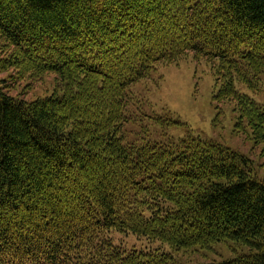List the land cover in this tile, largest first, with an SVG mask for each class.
Masks as SVG:
<instances>
[{"label":"trees","instance_id":"trees-1","mask_svg":"<svg viewBox=\"0 0 264 264\" xmlns=\"http://www.w3.org/2000/svg\"><path fill=\"white\" fill-rule=\"evenodd\" d=\"M188 54L264 154V0H0V70L54 77L33 100L0 78V264H264L251 159L132 89ZM218 243L232 255L207 259Z\"/></svg>","mask_w":264,"mask_h":264},{"label":"rangeland","instance_id":"rangeland-1","mask_svg":"<svg viewBox=\"0 0 264 264\" xmlns=\"http://www.w3.org/2000/svg\"><path fill=\"white\" fill-rule=\"evenodd\" d=\"M6 57L7 54H3V58ZM214 68L216 69V66ZM4 69L0 70V78L9 79L7 80V92L13 96L33 100L37 97H45L53 90V74L46 73L38 79H33L23 74L27 72H17L16 68L4 67ZM213 69L205 59H194L192 54H188L176 63L159 65L152 70L148 78L134 84L132 89L147 97L158 112L163 110L171 112L172 116L182 121L185 127L194 134L217 140L230 149L248 156L257 176L264 180L262 144L254 143L245 125H236L237 112L233 108V102L218 101L215 98L219 83L216 81ZM236 86L240 91L250 93L242 82L237 83ZM258 86L255 93L251 92V96L255 101L262 102L264 101V83ZM166 133L174 139L186 134L184 128L176 124L166 129ZM151 137L162 138L164 136L154 134ZM113 237L121 240L127 248L132 245L139 247L140 243L145 242L131 233H113ZM162 245L170 251L166 243ZM212 248V251L204 253L207 259L218 258L217 255H222V257L232 255L230 250L219 243ZM174 261L176 264H192L196 261H204V259L200 254L189 258L174 255Z\"/></svg>","mask_w":264,"mask_h":264}]
</instances>
